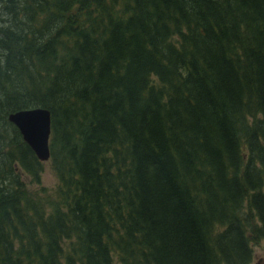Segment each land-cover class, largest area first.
<instances>
[{"label": "trees", "instance_id": "16d2710c", "mask_svg": "<svg viewBox=\"0 0 264 264\" xmlns=\"http://www.w3.org/2000/svg\"><path fill=\"white\" fill-rule=\"evenodd\" d=\"M31 108L50 194L6 118ZM262 240L264 0H0V264H250Z\"/></svg>", "mask_w": 264, "mask_h": 264}, {"label": "water", "instance_id": "95a60500", "mask_svg": "<svg viewBox=\"0 0 264 264\" xmlns=\"http://www.w3.org/2000/svg\"><path fill=\"white\" fill-rule=\"evenodd\" d=\"M7 121L18 131L21 140L41 162L49 159L48 139L50 133L49 113L46 109L31 108L11 112Z\"/></svg>", "mask_w": 264, "mask_h": 264}, {"label": "rangeland", "instance_id": "374dc122", "mask_svg": "<svg viewBox=\"0 0 264 264\" xmlns=\"http://www.w3.org/2000/svg\"><path fill=\"white\" fill-rule=\"evenodd\" d=\"M56 179L50 170L49 162L42 163V172L39 185H27L29 191L36 194H50L56 187ZM44 190L42 193L41 191ZM252 251V261L250 264H264V240L259 241L257 245L250 246Z\"/></svg>", "mask_w": 264, "mask_h": 264}]
</instances>
